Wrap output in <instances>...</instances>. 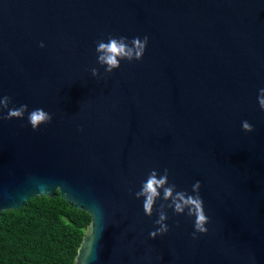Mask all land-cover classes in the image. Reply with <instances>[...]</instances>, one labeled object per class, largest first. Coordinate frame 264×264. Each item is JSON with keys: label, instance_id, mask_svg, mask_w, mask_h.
<instances>
[{"label": "water", "instance_id": "1", "mask_svg": "<svg viewBox=\"0 0 264 264\" xmlns=\"http://www.w3.org/2000/svg\"><path fill=\"white\" fill-rule=\"evenodd\" d=\"M109 35L148 36L143 58L105 75ZM261 88L264 0H0V97L52 115L0 120V213L60 192L91 216L74 264H264ZM154 169L201 182L207 234L167 209L150 238Z\"/></svg>", "mask_w": 264, "mask_h": 264}, {"label": "clouds", "instance_id": "2", "mask_svg": "<svg viewBox=\"0 0 264 264\" xmlns=\"http://www.w3.org/2000/svg\"><path fill=\"white\" fill-rule=\"evenodd\" d=\"M148 42V36H144L143 39L137 36L128 40L125 36L109 35L107 42L103 39L96 42L97 63L104 67L105 75L110 74L113 70L120 68L121 61L141 60ZM40 47H44L43 42H41ZM90 71L93 77L101 75L96 67L91 68ZM257 99L260 109L264 111V88L259 90ZM11 103V97H0V120L23 119L25 113H28L27 120L33 131L38 130L40 125L50 123L52 120V115L42 108H36L29 112L27 104L10 108ZM5 109H7V115H3ZM242 129L245 132L254 131L253 125L248 121H242ZM169 175L168 169H164L162 174L155 169L151 170L146 180L141 183L140 190L134 193L136 199L143 198V211L149 217L153 215L157 201H163L155 209L158 218L154 223L158 227L149 233L150 238L155 239L169 231V226L166 223L168 220L167 209H171L176 215L186 214L189 217H194L193 239L198 238V233L207 234L206 225L210 220L205 213L204 201L200 195L201 182L196 181L192 185L191 193H189L184 190H177L176 184L169 182Z\"/></svg>", "mask_w": 264, "mask_h": 264}, {"label": "trees", "instance_id": "3", "mask_svg": "<svg viewBox=\"0 0 264 264\" xmlns=\"http://www.w3.org/2000/svg\"><path fill=\"white\" fill-rule=\"evenodd\" d=\"M91 216L57 192L0 213V264H74Z\"/></svg>", "mask_w": 264, "mask_h": 264}]
</instances>
